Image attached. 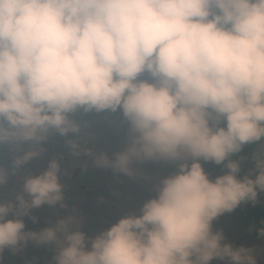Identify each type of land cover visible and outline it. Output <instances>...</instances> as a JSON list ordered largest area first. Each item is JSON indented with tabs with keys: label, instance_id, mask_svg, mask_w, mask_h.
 I'll return each instance as SVG.
<instances>
[{
	"label": "clouds",
	"instance_id": "obj_1",
	"mask_svg": "<svg viewBox=\"0 0 264 264\" xmlns=\"http://www.w3.org/2000/svg\"><path fill=\"white\" fill-rule=\"evenodd\" d=\"M87 113L117 116L120 150L81 148ZM56 134L152 194L85 230L63 157L47 154ZM0 147V264H40L30 248L45 264H259L264 249L214 222L264 194V0H0ZM149 162L172 170L153 179Z\"/></svg>",
	"mask_w": 264,
	"mask_h": 264
},
{
	"label": "trees",
	"instance_id": "obj_2",
	"mask_svg": "<svg viewBox=\"0 0 264 264\" xmlns=\"http://www.w3.org/2000/svg\"><path fill=\"white\" fill-rule=\"evenodd\" d=\"M89 115H91L89 117ZM101 115V114H100ZM100 115L94 114V113H87L83 114L81 118H87L85 120L86 125L82 129V133L79 138V143L81 148L85 149L87 151L89 148L97 152V146L94 143L95 134L97 132V128H101V134L105 137V147H102L103 151H108L109 147L114 143L117 146L114 147L115 151L120 150L123 147L124 143V137L121 135L120 132L117 133V138L113 139V143L110 144L108 141V136L110 133V127L111 124L108 126V124H104L101 126L96 125L97 121L95 118L99 119ZM104 116L103 119H106V122L108 121V118L106 114L102 113ZM77 119L81 120V118L76 117ZM91 120L93 123V127H91ZM84 122L83 120H81ZM118 131V130H117ZM119 140V142H118ZM50 143H55L53 146ZM256 145H249L244 149V154L247 152L253 151ZM48 149V155L51 156L53 153L57 154V156H62V167L64 166L68 170V176L64 178L65 183L67 185L66 188V198L68 203L74 204L77 206L78 211L81 216L87 215L90 216L93 213L100 214L98 218L100 220L104 219L105 217H109L111 219V215L114 213V210H110V212L103 213V207L107 206L110 201L114 202L116 205L114 209L118 211V202L116 200H109L105 199L100 204L94 203L95 198L92 195L93 191L98 187L100 183H102L101 190H110L116 181V174H114L110 169L107 171V169H95L89 165H81L76 164L74 161L80 162L85 160L86 162H90L89 158L86 155H82L79 159L70 155V150L65 146V138L59 136L58 134L54 135L48 144L46 145ZM112 149V148H111ZM250 154V153H249ZM8 158L7 150L3 147H0V163H3L5 159ZM46 166L45 161H33L30 165L27 167L31 170L36 169H42ZM171 165H166L162 163H147L138 165V167H146L147 171L145 173L155 179L158 175L164 173V169L169 168ZM216 166V167H215ZM211 169H206V171L209 173L211 178H215L217 175H220L222 173V167L215 165ZM172 167V166H171ZM82 170V171H80ZM172 170V168H171ZM141 178V177H138ZM143 185L137 186L134 190H131L129 192V195L131 196V200H133V204L135 206H139L141 203L142 198L146 199L149 196V187L151 186L149 182L145 181L143 179ZM10 187V185H9ZM143 187V188H141ZM141 194V200L139 198V195ZM0 195H3V192L0 191ZM143 199V200H144ZM52 213L47 208L41 209V210H34V215L38 217L37 223L33 224L32 221L28 218H25L26 225L30 229L38 230L45 226L47 216H50ZM240 220H237L239 227H243V229L239 228L242 232V235L239 236L238 239L235 241L237 243H241L247 238L246 236H250L252 238H257V231L261 226H264L261 224V221H264V194L261 195V202L252 205L246 212L242 214V216L239 218ZM93 223V222H91ZM218 224V222H216ZM251 229V230H250ZM29 255H35L41 257L40 264H45V261L43 258L50 257L51 252H49L45 248H30ZM11 259V264H23V260L20 257H11L9 258L7 254H5V260L8 261ZM16 261V262H15Z\"/></svg>",
	"mask_w": 264,
	"mask_h": 264
},
{
	"label": "rangeland",
	"instance_id": "obj_3",
	"mask_svg": "<svg viewBox=\"0 0 264 264\" xmlns=\"http://www.w3.org/2000/svg\"><path fill=\"white\" fill-rule=\"evenodd\" d=\"M94 114H96V113H94ZM100 114H97V115H100L99 119L95 118L96 121H97L96 125H98V126L104 125L105 123L108 124V126H109L111 124L110 123L111 120L117 119V116H115V115L109 116V115L106 114V116L108 118V121L106 122V119H103L104 116L102 115V113H100ZM82 115L83 114H77V117L81 118ZM90 116L91 115H89V117ZM86 119L87 118H85V117L81 118V120H83L84 122H85ZM89 121H91V120H89ZM90 123H91V127H93V125L95 124L92 121ZM118 132H120L121 135L125 138L123 126L121 127V129L119 131H117V129L114 128L112 126V124H111V127H110V133L111 134L108 136V140H109L108 142L110 144L113 143V139L117 138V133ZM104 141H105V137H104V135L101 134V128H97V132L95 134V139H94V143L97 146V148H96L97 152L103 151L102 147H105V142ZM118 142H119V140H118ZM53 144H55V143H52V146H53ZM116 146L117 145L113 143L109 147V150L106 151V152H108L109 155H112L114 152H116L115 149H113ZM251 152H249V153H251ZM249 153L247 152L246 154H249ZM74 162L76 164H81V165H86L87 164V165L91 166L90 162H88V161L86 162L85 160H83V162L82 161H80V162L74 161ZM204 166H205V169H211L215 165L214 164H205ZM251 166L252 165H251L250 161L246 162L245 163V171L247 170V168H249ZM63 168H65V167L63 166ZM171 168L172 167L170 166L169 168L164 169V173L161 174L160 176H164V175L169 174V172L171 171ZM141 169L144 172L147 171L146 167H142ZM80 171H82V170H80ZM220 174H222V173H220ZM157 177H159V175ZM143 183L144 182H143L142 178L130 177V176H127V175H125L123 173L116 174L115 184L113 185V187L110 190H103L102 191L101 190L102 183H100L98 185V187L93 191L92 195L95 198L94 203L100 204L105 199L116 200L118 202V211H116L114 209L116 204L114 202L110 201L107 206L103 207V211L102 212L103 213H106V212L109 213L110 210H114L115 212L119 213L122 210V208H124V207L127 208V207L133 206L132 205L133 204V200H131V198H130L131 196L129 195V192H131V190H134L137 186L143 185ZM16 187L17 188L19 187V181H16ZM150 187H149V189H150ZM141 188H143V187H141ZM151 194H152L151 191H149V195L148 196H150ZM139 198L141 200V194L139 195ZM144 198H142V200ZM251 206H252L251 203L242 204L234 212L226 213L225 215L221 216L218 220H216L214 222V228H216V229H221L222 228L224 230V232H225V235L230 240L238 239L239 236L242 235V232H241V230L239 228L243 229V227H239V224L236 221L240 220L239 218L242 216L244 211L246 212ZM112 213L113 214L111 215V219H115L116 218L115 214H117V213H114L113 211H112ZM99 215L100 214H98V213H93L90 216H87V215H83L82 216L85 219V230H91L92 228L96 227L97 225L102 224L104 221L109 220V217H105L104 219L100 220V218H98ZM91 222H93V223H91ZM216 222H218V224H216ZM245 238H247V239L244 240L241 243H244V244H246L248 246H256L258 249H264V242L258 241L257 238H252L250 236H246ZM258 260H259V264H264V252H262L260 254V256L258 257Z\"/></svg>",
	"mask_w": 264,
	"mask_h": 264
}]
</instances>
